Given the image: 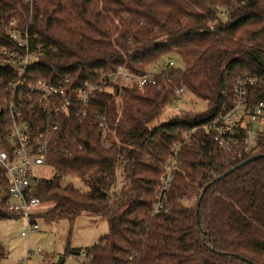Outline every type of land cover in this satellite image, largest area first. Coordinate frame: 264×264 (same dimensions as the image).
<instances>
[{
	"label": "trees",
	"instance_id": "1",
	"mask_svg": "<svg viewBox=\"0 0 264 264\" xmlns=\"http://www.w3.org/2000/svg\"><path fill=\"white\" fill-rule=\"evenodd\" d=\"M12 19L44 53L27 72H58L76 84L120 66L141 75L155 67L164 72L143 91L99 93L87 116L63 121L62 144L50 156L56 174L36 178L31 194L51 204L47 222L71 224L86 214L110 227L98 244L69 246L66 254L86 253L82 264H264V130L232 159L204 129L231 106L240 78L257 77L249 103L264 101V0H0V49L14 45L6 34ZM174 55L184 68L168 65ZM8 72L15 71L0 69V103L13 78ZM177 87L209 102L207 110L162 121ZM176 145V178L164 211L154 216L156 189ZM253 156L259 157L218 179ZM7 188L0 169V221L21 214L9 209ZM190 197L196 201L186 205ZM7 256L0 240V264Z\"/></svg>",
	"mask_w": 264,
	"mask_h": 264
},
{
	"label": "built area",
	"instance_id": "2",
	"mask_svg": "<svg viewBox=\"0 0 264 264\" xmlns=\"http://www.w3.org/2000/svg\"><path fill=\"white\" fill-rule=\"evenodd\" d=\"M25 1L32 3V0ZM6 34L14 45L1 47L0 69L15 72H8L13 78L8 81L0 103V169L8 180L9 209L21 213L20 219L25 224L21 235L30 238L39 229L34 215L42 203L31 194L37 178L34 169L50 165L55 145L62 144L59 133L63 121L72 116H87L99 93L115 87L119 88L120 96L125 89L133 87L143 91L149 85H158V78L163 77L164 72L155 67L141 75L120 66L115 71L100 72L81 84L72 82L69 75L60 77L58 72L39 76L38 72H27L29 66L39 62L44 54L40 46L33 47L34 39L29 30L22 29L18 21L12 19ZM168 65L174 67L173 57L168 59ZM257 83V77L238 79L231 106L223 107L204 127L232 159L255 145L256 125L264 119V101L249 103L250 87ZM185 92V87H177L174 91L170 105L175 106L176 111L185 101ZM179 150L180 146L176 145L163 169L155 193L154 216L164 211L167 192L178 170ZM42 253L41 249L27 251V257ZM83 256L87 260V254L83 253Z\"/></svg>",
	"mask_w": 264,
	"mask_h": 264
},
{
	"label": "rangeland",
	"instance_id": "3",
	"mask_svg": "<svg viewBox=\"0 0 264 264\" xmlns=\"http://www.w3.org/2000/svg\"><path fill=\"white\" fill-rule=\"evenodd\" d=\"M175 67L184 68V63L177 56H173ZM166 61V60H165ZM185 101L178 105L179 111L175 106L168 105L161 116L162 121L177 116L180 112H190V114L201 113L207 110L208 103L193 95L189 90L184 94ZM256 130H264V119L256 125ZM35 170V176L38 179H50L56 174L50 165H42ZM118 190L122 185V171L117 168ZM76 186H82L81 181L71 180ZM61 182L65 185L68 182L63 178ZM186 205L195 203V198H184L182 200ZM12 202L15 200L12 199ZM51 204L42 202L35 209L39 217L36 218L39 229L32 236L24 237L21 235L24 221L20 218H11L0 221V240L5 245L8 256L1 264H82L84 261L83 254L72 255L66 254L67 248L82 249L98 244L101 237L109 233V225L106 220L95 221L88 215L78 216L73 223L67 220L58 222H47L43 217L49 211ZM42 250V254L30 255L27 257V251ZM65 258L64 261L61 259Z\"/></svg>",
	"mask_w": 264,
	"mask_h": 264
},
{
	"label": "water",
	"instance_id": "4",
	"mask_svg": "<svg viewBox=\"0 0 264 264\" xmlns=\"http://www.w3.org/2000/svg\"><path fill=\"white\" fill-rule=\"evenodd\" d=\"M258 157H259V156H253V158L250 157L249 159H247V160H245V161L239 163V164L236 165L235 167L231 168L229 171L225 172V173H224L222 176H220L218 179H221V178L225 177L226 175H228V174H230V173L236 171L237 169L241 168L242 166H244V165H246V164H248V163H250V162L256 160ZM204 191H205V190H204ZM203 193H204V192H203ZM203 193H202V195H203ZM64 259H65V258H62L61 260L64 261Z\"/></svg>",
	"mask_w": 264,
	"mask_h": 264
}]
</instances>
